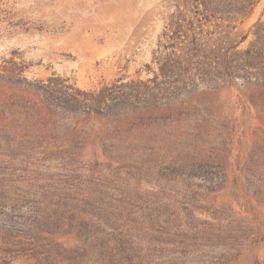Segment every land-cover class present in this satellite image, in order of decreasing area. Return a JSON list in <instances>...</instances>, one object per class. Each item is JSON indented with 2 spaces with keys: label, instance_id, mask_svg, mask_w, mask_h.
<instances>
[{
  "label": "rangeland",
  "instance_id": "rangeland-1",
  "mask_svg": "<svg viewBox=\"0 0 264 264\" xmlns=\"http://www.w3.org/2000/svg\"><path fill=\"white\" fill-rule=\"evenodd\" d=\"M177 1L0 0V65L86 91L147 79ZM258 22L264 0L239 25L241 48ZM6 99L0 204L18 226L40 210L66 222L49 264H264V90L203 88L167 111L86 127L88 148L62 155L74 122L43 124Z\"/></svg>",
  "mask_w": 264,
  "mask_h": 264
},
{
  "label": "trees",
  "instance_id": "trees-1",
  "mask_svg": "<svg viewBox=\"0 0 264 264\" xmlns=\"http://www.w3.org/2000/svg\"><path fill=\"white\" fill-rule=\"evenodd\" d=\"M260 1H177L152 65L147 66L152 74L147 79L119 80L86 91L60 76L30 80L23 65L6 62L0 65V94L7 96L5 103L14 111L38 113L43 124L53 118L55 123L74 122L70 141L56 148V155H62L83 153L98 123L118 126L135 116L167 111L203 88L219 90L242 81L264 90V22L255 25V40L246 49L241 47L248 35L238 29ZM89 126L92 133L87 135L84 130ZM6 204H0V264L21 259L26 264H49L54 254L53 236L66 222H55V216L40 210L33 226H18L13 223L14 213L5 210ZM57 263L64 264L62 260Z\"/></svg>",
  "mask_w": 264,
  "mask_h": 264
}]
</instances>
